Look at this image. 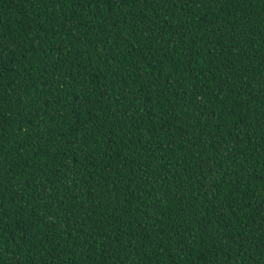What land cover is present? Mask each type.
Returning <instances> with one entry per match:
<instances>
[{
  "label": "trees",
  "instance_id": "1",
  "mask_svg": "<svg viewBox=\"0 0 264 264\" xmlns=\"http://www.w3.org/2000/svg\"><path fill=\"white\" fill-rule=\"evenodd\" d=\"M0 264H264V0H0Z\"/></svg>",
  "mask_w": 264,
  "mask_h": 264
}]
</instances>
